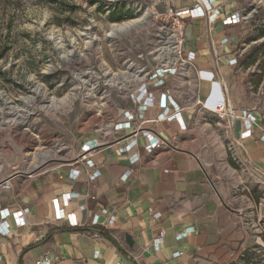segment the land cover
<instances>
[{
  "label": "crops",
  "instance_id": "0c3cea01",
  "mask_svg": "<svg viewBox=\"0 0 264 264\" xmlns=\"http://www.w3.org/2000/svg\"><path fill=\"white\" fill-rule=\"evenodd\" d=\"M196 1L175 0L173 7L191 9ZM216 7L221 14L213 23L207 16H184L186 47L196 53V71L183 86L205 100L212 83L198 80L196 72H211L229 112L238 116L232 120L235 137L243 112L256 116L253 135L242 145L247 168L264 185V78L254 72L257 68L242 64L243 25H223L224 18L239 12L238 6L218 0ZM233 59L236 65L230 64ZM119 113L116 108L113 119ZM159 113L156 106L147 117ZM182 118L186 130L175 121L143 124L145 131L162 139L152 153L146 150L149 138L143 132L107 135L106 126L83 143L101 142L87 154L93 167L72 160L31 175L7 177L0 172L1 208L12 214L24 211L26 219L21 227L13 217L8 219L12 233L0 235L1 264H232L252 231L246 209L236 208L216 189L211 173V166H229L226 137L231 119H219L200 107L185 110ZM132 142V148H126ZM73 168L82 170L77 179L70 175ZM95 171L100 175L90 181ZM67 195L72 197L65 205ZM56 202L65 216L82 213L81 224L72 227L68 219H56ZM161 232L163 242L156 248Z\"/></svg>",
  "mask_w": 264,
  "mask_h": 264
},
{
  "label": "rangeland",
  "instance_id": "374dc122",
  "mask_svg": "<svg viewBox=\"0 0 264 264\" xmlns=\"http://www.w3.org/2000/svg\"><path fill=\"white\" fill-rule=\"evenodd\" d=\"M174 1L0 0V172L31 175L76 160L85 137L104 132L116 108L132 107L127 89L156 67ZM223 2L245 18L243 66L264 78V0ZM229 142V166L211 173L216 189L246 209L252 231L232 264H264V185Z\"/></svg>",
  "mask_w": 264,
  "mask_h": 264
},
{
  "label": "built area",
  "instance_id": "2783aa9c",
  "mask_svg": "<svg viewBox=\"0 0 264 264\" xmlns=\"http://www.w3.org/2000/svg\"><path fill=\"white\" fill-rule=\"evenodd\" d=\"M218 0H199L195 6L186 10L170 9L166 16L169 21L161 33V46L157 49L159 61L155 68L146 71L143 75L137 73L132 84L128 87L129 90L126 98L132 102V107L128 109H119L120 113L116 119L110 121L107 125V135L114 132L129 131L134 136L143 132L149 138V144L146 150L152 153L155 149L162 145V139L154 135L150 131L143 129V124L148 122L161 123L175 121L179 124L182 130H186L187 126L183 121L182 113L185 110L200 107L202 110L211 112L224 120L230 117L227 130L229 137V151L234 155L235 160H238L244 166H247V154L242 145V142L253 135L254 124L257 121L256 116L247 111L242 114V128L239 137H235L232 132V120L238 116L234 112H229L225 99L222 95L219 84L214 81V75L211 72L197 71V78L200 81H208L212 83V91L210 95L201 100L199 96L190 95L184 89L183 83L186 78L191 77L195 71L196 53L189 51L186 47L185 38V22L184 16L189 15L193 18L206 17L209 22L213 23L220 17L221 11L216 6ZM244 16L236 12L233 15L223 19V25H239L244 21ZM224 40V42H226ZM237 59L230 61L231 65H236ZM215 99V100H214ZM158 107L160 113L154 119L147 117V112L150 108ZM264 140V136L262 137ZM130 143L126 148L130 149L133 146ZM101 144L98 140L88 141L81 148L79 157L75 160L78 163L85 161L89 167H93L92 160H88L87 154L95 147ZM82 170L73 168L70 170L72 178L77 179ZM100 173L95 171L89 175L90 181H95ZM72 195H67L64 204L68 205ZM82 214V213H81ZM69 214L65 216L63 210L56 202V219L60 220L63 217L69 220L70 226L77 227L81 224V215ZM13 217L16 226L21 227L26 224L25 212L18 211L11 213L8 209H2L0 206V235L9 236L12 233V228L8 223V219ZM97 222V220H95ZM187 233V232H186ZM186 233L181 234L182 238ZM164 232H161L159 238L155 242L156 248H159L163 242ZM3 258L0 255V264ZM41 264V262H37ZM45 264H50L49 261Z\"/></svg>",
  "mask_w": 264,
  "mask_h": 264
},
{
  "label": "bare ground",
  "instance_id": "6f19581e",
  "mask_svg": "<svg viewBox=\"0 0 264 264\" xmlns=\"http://www.w3.org/2000/svg\"><path fill=\"white\" fill-rule=\"evenodd\" d=\"M139 21H135V22H131V23H128V24H124V25H122V26H120V27H115L114 29H113V31H112V33H114V31H124L125 29H129V28H131L133 25H135L136 23H138ZM111 33V34H112ZM110 34V35H111ZM215 100V99H214ZM47 158H49V157H47Z\"/></svg>",
  "mask_w": 264,
  "mask_h": 264
},
{
  "label": "trees",
  "instance_id": "16d2710c",
  "mask_svg": "<svg viewBox=\"0 0 264 264\" xmlns=\"http://www.w3.org/2000/svg\"><path fill=\"white\" fill-rule=\"evenodd\" d=\"M117 21H121V20L118 19Z\"/></svg>",
  "mask_w": 264,
  "mask_h": 264
},
{
  "label": "water",
  "instance_id": "95a60500",
  "mask_svg": "<svg viewBox=\"0 0 264 264\" xmlns=\"http://www.w3.org/2000/svg\"><path fill=\"white\" fill-rule=\"evenodd\" d=\"M131 245H133V243L131 242Z\"/></svg>",
  "mask_w": 264,
  "mask_h": 264
}]
</instances>
